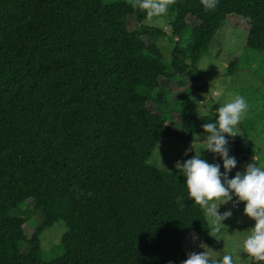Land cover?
<instances>
[{
    "label": "trees",
    "instance_id": "trees-1",
    "mask_svg": "<svg viewBox=\"0 0 264 264\" xmlns=\"http://www.w3.org/2000/svg\"><path fill=\"white\" fill-rule=\"evenodd\" d=\"M172 14L169 69L158 43L167 31L128 0H0V264H182L191 233L214 246L185 176L148 160L163 137L191 144L219 107L176 124L149 102L168 104L162 79L204 87L198 63L232 16L264 52V0L208 11L176 0ZM30 199L44 215L32 232L35 214L13 213ZM61 219L64 253L42 261L41 234Z\"/></svg>",
    "mask_w": 264,
    "mask_h": 264
},
{
    "label": "rangeland",
    "instance_id": "rangeland-1",
    "mask_svg": "<svg viewBox=\"0 0 264 264\" xmlns=\"http://www.w3.org/2000/svg\"><path fill=\"white\" fill-rule=\"evenodd\" d=\"M117 1L120 0H104L105 3ZM172 19V6H170L166 15L154 18L148 24L144 23L149 26L162 27L167 31V36L158 43L163 49L166 57L165 63L169 69L171 67L168 46L172 40L169 34ZM188 21L193 25L198 22L193 17H189ZM248 28L247 20L238 16L230 17L228 22L220 27L210 42L208 50L201 56L198 63L200 76L204 83L203 88L188 84L184 90H181L174 81L162 79V83L171 89L164 91L165 96L169 99L168 104L163 106L149 102V107L153 111L173 113L171 116L178 124L180 116L204 117L211 113L214 106H223L236 94L245 97L249 108L246 116L235 129L237 135L231 137L225 134V138L229 141L230 157H235L238 166L244 170L249 163H256L258 166L264 167V52L245 45ZM189 36L190 32L186 31L180 40L181 47L185 46ZM232 62L235 67L229 69ZM152 93L156 95L158 91ZM204 137L205 133L197 134L189 145H185L171 136L163 137L148 163L161 170L184 176L176 168V162L184 163L195 156L194 149L189 151L193 144L197 151L201 152L202 158L213 162L222 160L217 154L204 150L205 146L202 143ZM238 143L241 145L237 146ZM253 157H255L254 160ZM236 199L234 196L233 201L219 207L220 214L229 210L233 213L231 217L223 221L225 225L220 226L219 232L213 231L211 218L206 216L210 224L214 246L201 243L197 233H191L183 242V249L188 254L208 251L211 258L216 261L222 260L225 255H231L234 264H255L242 251L243 240L249 234L250 229L255 226V221L244 214L245 204L243 202L233 207ZM27 204L28 206L21 205L13 213L17 215L26 209H28L26 211L34 213L35 216L31 219L32 225L27 227L28 231L32 232L35 225L43 223L44 215L42 210L33 208L31 199ZM66 231L67 226L62 219L44 229L40 237L42 261H52L63 255L62 238ZM202 245L206 247H202Z\"/></svg>",
    "mask_w": 264,
    "mask_h": 264
},
{
    "label": "clouds",
    "instance_id": "clouds-1",
    "mask_svg": "<svg viewBox=\"0 0 264 264\" xmlns=\"http://www.w3.org/2000/svg\"><path fill=\"white\" fill-rule=\"evenodd\" d=\"M206 11L214 10L218 0H200ZM133 9L146 13L145 24L167 14L170 6L176 0H128ZM248 103L242 95L236 94L223 106L218 108L216 122L203 124L205 137L202 141L204 150L217 154L223 160L224 172H221L219 163H209L202 158L201 152L192 145L189 149L195 150V156L186 162H176L186 178V187L190 199L199 205L207 217L211 218L213 231L219 232L223 221L233 215L232 211L219 213V207L235 200L233 207L241 202L245 204L244 214L255 221V226L250 229L244 238L242 251L246 253L255 264H264V167L256 163H249L243 172H237L234 178L228 174L237 167L235 157H230L227 136L235 137V129L248 112ZM187 155V153H186ZM255 157H253V160ZM91 195V193H89ZM211 235V233H210ZM212 236V235H211ZM202 247H206L202 245ZM171 264V262H170ZM182 264H234L231 255H225L222 260H213L208 251L190 253Z\"/></svg>",
    "mask_w": 264,
    "mask_h": 264
}]
</instances>
